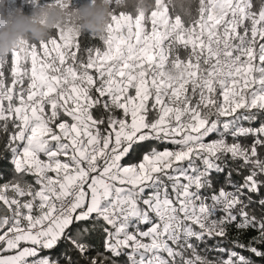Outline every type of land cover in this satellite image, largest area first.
Returning a JSON list of instances; mask_svg holds the SVG:
<instances>
[{"label":"snow or ice","instance_id":"snow-or-ice-1","mask_svg":"<svg viewBox=\"0 0 264 264\" xmlns=\"http://www.w3.org/2000/svg\"><path fill=\"white\" fill-rule=\"evenodd\" d=\"M44 3L0 55V264H264V0Z\"/></svg>","mask_w":264,"mask_h":264},{"label":"clouds","instance_id":"clouds-1","mask_svg":"<svg viewBox=\"0 0 264 264\" xmlns=\"http://www.w3.org/2000/svg\"><path fill=\"white\" fill-rule=\"evenodd\" d=\"M24 0H0V55H5L20 39H45L54 21L64 18L63 11L52 5L39 3L25 10ZM108 5L105 0H83L75 8L74 16L83 32L99 34L103 30ZM43 21V23H41Z\"/></svg>","mask_w":264,"mask_h":264},{"label":"trees","instance_id":"trees-1","mask_svg":"<svg viewBox=\"0 0 264 264\" xmlns=\"http://www.w3.org/2000/svg\"><path fill=\"white\" fill-rule=\"evenodd\" d=\"M45 0H40V5L42 6H48L46 3H44ZM83 3V0H71V5L75 6V8H77L79 6V4ZM35 6V5H34ZM49 7V6H48ZM29 7H25V10H27ZM57 21H54V23H56Z\"/></svg>","mask_w":264,"mask_h":264}]
</instances>
